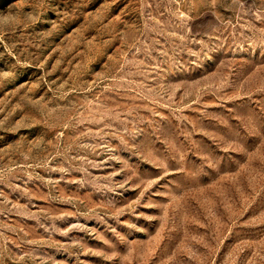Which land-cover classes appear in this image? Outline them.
Masks as SVG:
<instances>
[{"label":"rangeland","instance_id":"374dc122","mask_svg":"<svg viewBox=\"0 0 264 264\" xmlns=\"http://www.w3.org/2000/svg\"><path fill=\"white\" fill-rule=\"evenodd\" d=\"M0 264H264V0H0Z\"/></svg>","mask_w":264,"mask_h":264}]
</instances>
